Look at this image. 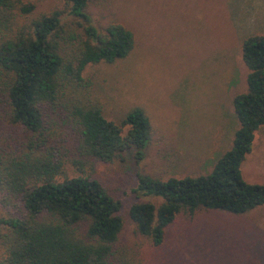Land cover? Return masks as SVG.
<instances>
[{
    "label": "trees",
    "instance_id": "16d2710c",
    "mask_svg": "<svg viewBox=\"0 0 264 264\" xmlns=\"http://www.w3.org/2000/svg\"><path fill=\"white\" fill-rule=\"evenodd\" d=\"M67 1L87 22L83 38L62 34L58 10L33 15L32 2L0 0V117L21 128L14 144L0 139V192L17 208L0 218V264H111L121 203L91 173L96 162H111L131 147L141 158L149 138L143 109L133 108L119 124L106 119L82 76L89 63L126 58L133 33L119 23L99 31L89 23L88 0ZM59 39L76 45L64 48ZM241 59L246 91L232 99L238 128L211 171L165 180L137 175L132 191L161 202H134L129 217L154 245L181 210L238 214L264 204V184L246 181L240 169L264 125L263 34L243 39ZM66 165L76 174L69 176Z\"/></svg>",
    "mask_w": 264,
    "mask_h": 264
},
{
    "label": "rangeland",
    "instance_id": "374dc122",
    "mask_svg": "<svg viewBox=\"0 0 264 264\" xmlns=\"http://www.w3.org/2000/svg\"><path fill=\"white\" fill-rule=\"evenodd\" d=\"M21 1L34 3L33 15L60 11L62 34L84 37L87 22L71 13L69 1ZM85 11L99 31L119 23L134 36L126 58L84 67L91 98L117 124L136 107L150 121L141 158L131 147L118 159L96 162L91 173L121 203L122 228L111 264H264V204L238 214L181 210L160 245L140 234L129 217L134 202H161L132 191L138 174L162 180L205 174L232 146L238 128L232 99L246 91L241 43L264 35V0H88ZM60 40L64 48L76 45ZM3 116L0 139L14 144L21 128ZM240 169L246 181L264 184V125L255 131ZM65 170L76 174L70 165ZM14 214L17 208L0 192V218Z\"/></svg>",
    "mask_w": 264,
    "mask_h": 264
}]
</instances>
